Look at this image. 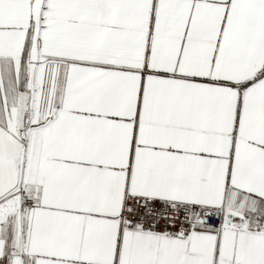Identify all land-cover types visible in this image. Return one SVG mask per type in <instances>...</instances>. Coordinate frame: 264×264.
<instances>
[{
  "label": "snow or ice",
  "instance_id": "snow-or-ice-1",
  "mask_svg": "<svg viewBox=\"0 0 264 264\" xmlns=\"http://www.w3.org/2000/svg\"><path fill=\"white\" fill-rule=\"evenodd\" d=\"M0 264H264V0H0Z\"/></svg>",
  "mask_w": 264,
  "mask_h": 264
}]
</instances>
